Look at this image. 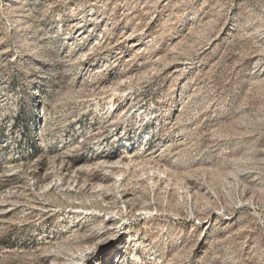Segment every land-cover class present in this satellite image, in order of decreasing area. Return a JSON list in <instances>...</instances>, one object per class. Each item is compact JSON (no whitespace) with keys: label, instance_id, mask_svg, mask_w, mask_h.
<instances>
[{"label":"rangeland","instance_id":"1","mask_svg":"<svg viewBox=\"0 0 264 264\" xmlns=\"http://www.w3.org/2000/svg\"><path fill=\"white\" fill-rule=\"evenodd\" d=\"M80 29L94 67L129 59L106 141ZM0 264H264V0H0Z\"/></svg>","mask_w":264,"mask_h":264},{"label":"bare ground","instance_id":"2","mask_svg":"<svg viewBox=\"0 0 264 264\" xmlns=\"http://www.w3.org/2000/svg\"><path fill=\"white\" fill-rule=\"evenodd\" d=\"M129 37L130 36L123 35V38H125L124 40H127ZM73 40L76 42L75 43L76 48L73 50L75 53V56H76V58L81 59V62H82L81 63L82 64V78H83L82 80H86V81L89 80V82L91 83L90 85H91L92 89L108 94L107 103L109 104V108H107L108 109L107 112H101L102 110H101L98 103L92 104V107H91V104H87V105H84L83 108L89 112L105 116V118L108 119L107 128H109L110 131L112 130V133H108L106 138H104L103 140L106 141L107 139H113V138H115L114 133H115V130L117 127L116 124H117L118 120L122 116L125 115L126 109L132 103V97L131 96L122 94L121 95V99H122L121 103L117 107L113 106V100H114L115 95H116L115 88L119 89L122 87V78H119L118 75H116L115 70H116L117 66H119V65L122 66V65L127 64L129 62V59H125V56L122 53V51H120L118 49V51L114 53L115 56L112 57L113 61H111L110 63L107 62L106 64H103L104 65L103 68L102 67H94L93 64L89 63V61H88L89 60L88 56L90 55V54H88V52L93 49V48H90V46H89L91 43L90 35L87 34V32H83L80 29L75 33ZM97 44H100V42H97ZM116 45H118V44H116ZM136 46L137 45L134 44V47H136ZM91 47H92V45H91ZM135 52H136V50H135ZM127 75L129 77L130 73L128 72ZM109 109H111V110L109 111ZM96 145H98V143L95 144L94 146H96ZM95 150H98V149L96 148ZM60 151L62 152V150H60ZM129 151H131V150H129L128 148L124 149L122 151V156H120L119 158L114 159V160L109 159L106 156L98 157V155L97 156L93 155L91 157L86 158L85 162H87L88 163L87 165H90L91 167L102 168V170H103V168H111L114 166L127 167L130 164V161H132L131 160V159H133L132 157H134V156H132L134 154L131 155V153ZM59 154H62V153H59ZM66 154H67V152H66ZM80 165H82V164H80ZM80 165L79 164H73L72 170L70 171V174H67V175H70L69 178L72 179V177H73L72 181L69 182V180H68L66 183H63V184L61 183V186L62 187L65 186V187H67V189L69 188L71 190H86V191H90V192L94 191L96 189L100 190L102 187V182H104L105 177H103L102 179H97L95 182L96 184L94 186L91 183L82 182L80 180L79 176H77L83 168ZM84 166H86V165H84ZM53 184L56 185V184H58V182L56 181L54 183H51L46 188L52 186ZM113 185L116 188L124 187V178H121L120 181L115 180L113 182ZM127 198L128 197L123 196V200H127ZM96 214L97 213L95 211H90V210L82 209V208H76L75 211L69 213V218H71V219L79 218L80 219L79 223H83L86 219L91 218V217L95 216ZM108 215H110V218L106 220L105 217ZM102 218L104 221H106V224H108V225H112L113 221L115 219H117L116 214H112V213L103 215ZM75 226H72L73 228H71V231H76ZM113 235H114L113 230L112 231L107 230L103 233H99L97 236V240L100 241L102 239L111 237ZM75 259H77L76 261H80L81 255H77Z\"/></svg>","mask_w":264,"mask_h":264}]
</instances>
